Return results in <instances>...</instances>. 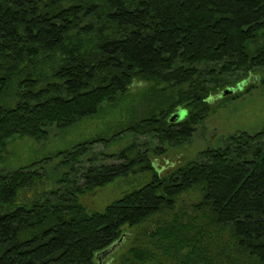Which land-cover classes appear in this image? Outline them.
<instances>
[{"label": "trees", "instance_id": "obj_1", "mask_svg": "<svg viewBox=\"0 0 264 264\" xmlns=\"http://www.w3.org/2000/svg\"><path fill=\"white\" fill-rule=\"evenodd\" d=\"M256 72L264 86V0H0V155L118 116L110 138L0 173V264H98L126 228L194 191L192 220L159 224L120 264H264V129L165 175L152 160L187 144L217 97L251 93ZM136 172L151 178L104 211L81 202Z\"/></svg>", "mask_w": 264, "mask_h": 264}, {"label": "rangeland", "instance_id": "obj_2", "mask_svg": "<svg viewBox=\"0 0 264 264\" xmlns=\"http://www.w3.org/2000/svg\"><path fill=\"white\" fill-rule=\"evenodd\" d=\"M262 76L261 72L254 73L251 83L255 82L256 87L251 93L243 95L236 101L222 102L223 97H217L213 103L214 106H217V109L197 128L194 136L187 144L181 147H166L167 150L164 155L156 158L152 157L158 171L162 172V175L168 174L177 166L195 159L206 148L219 146L224 137L235 132L253 134L263 130L264 86L259 84V81H255V79L260 80ZM139 90L142 89H139V87L133 88L131 96L136 97ZM221 103H223L222 106H219ZM116 114L115 112L113 116H107L105 119L86 121L67 132L53 129L49 137L42 142H36L32 139L16 140L0 155V173L51 157L59 150L66 149L77 142L97 135L102 134L103 138H106L104 135L110 138L112 133L107 131L109 129L112 131V127L115 125L114 121L118 118V116L115 118ZM108 134L110 137H108ZM131 141L132 138L126 142L113 144L109 149L105 147L104 143L101 145L96 144L94 150L96 152L105 151V153L118 152L128 146ZM150 178V174L136 172L127 178L118 179L103 188L82 196L81 202L89 212H102L114 200L142 186ZM199 200L200 194L196 191L184 194L176 203L174 210L157 215L135 229L126 228L123 242L118 246L117 250L103 259V264H120L123 256L133 246L149 247V235L152 234L155 227L171 221L175 216L180 222L192 220L197 215L193 206Z\"/></svg>", "mask_w": 264, "mask_h": 264}, {"label": "water", "instance_id": "obj_3", "mask_svg": "<svg viewBox=\"0 0 264 264\" xmlns=\"http://www.w3.org/2000/svg\"><path fill=\"white\" fill-rule=\"evenodd\" d=\"M242 89L241 85H238L236 88L233 89H227L224 94L225 95H229V94H233L236 91H240ZM179 119L182 118L183 113H179L176 115ZM121 244V241H119L117 244L113 245L110 249L100 253L99 255H97V259H98V264H103V259L106 258L107 256L111 255L115 250H117L118 246Z\"/></svg>", "mask_w": 264, "mask_h": 264}]
</instances>
